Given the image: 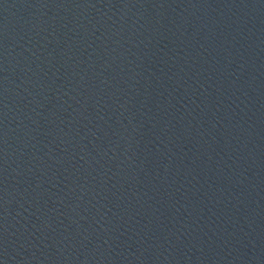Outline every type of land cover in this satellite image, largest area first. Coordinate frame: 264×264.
<instances>
[{"label":"water","instance_id":"1","mask_svg":"<svg viewBox=\"0 0 264 264\" xmlns=\"http://www.w3.org/2000/svg\"><path fill=\"white\" fill-rule=\"evenodd\" d=\"M201 3L264 175V0H201Z\"/></svg>","mask_w":264,"mask_h":264}]
</instances>
